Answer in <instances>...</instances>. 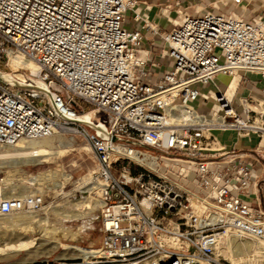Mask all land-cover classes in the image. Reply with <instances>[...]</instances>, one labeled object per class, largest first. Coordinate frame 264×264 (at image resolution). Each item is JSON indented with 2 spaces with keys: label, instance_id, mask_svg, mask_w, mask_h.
<instances>
[{
  "label": "built area",
  "instance_id": "obj_1",
  "mask_svg": "<svg viewBox=\"0 0 264 264\" xmlns=\"http://www.w3.org/2000/svg\"><path fill=\"white\" fill-rule=\"evenodd\" d=\"M159 1L161 13L175 7L180 17L168 31L149 23L137 0H0V58L19 49L39 66L0 78V144L57 133L86 140L103 202L101 253L89 264H225L215 253L224 234L264 241V206L241 195L264 175L256 178L252 158L217 148L210 131L254 134L264 153V117L246 99L239 113L223 91L202 89L217 74L264 76V11L246 19ZM145 28L159 40L156 58L135 56ZM77 100L92 108L76 111ZM214 103L221 113L210 112ZM96 111L103 120H93ZM84 112L92 114L80 119ZM42 202L0 195V215Z\"/></svg>",
  "mask_w": 264,
  "mask_h": 264
},
{
  "label": "rangeland",
  "instance_id": "obj_2",
  "mask_svg": "<svg viewBox=\"0 0 264 264\" xmlns=\"http://www.w3.org/2000/svg\"><path fill=\"white\" fill-rule=\"evenodd\" d=\"M187 2H189V12H193L194 4L202 6V0H187ZM241 4H244V1ZM205 8L209 10L219 8L223 11L237 12L239 5L232 4L230 0H224L223 3L215 7L206 6ZM260 11H264V0H251L250 4L240 10L239 13L244 18L249 19L256 16ZM164 65L165 63L161 67ZM11 69L15 70L16 68L10 66L9 57L3 56V59H0V78L9 80L8 73ZM158 70L160 68H157ZM17 71L28 74L27 68L24 67L18 68ZM24 74L23 77H25ZM74 108L76 111H81L91 109L92 105L77 100ZM92 118L94 121L103 120V112L96 111ZM53 136H55L54 141L56 140V143L68 141L70 144L62 147L63 151L59 154L45 156L46 159L42 163L30 161L23 163L14 157L0 156V186H3L4 193L9 194L7 188L12 184L18 185L23 182L27 185L25 190L29 191L28 194H40L43 199L41 206L37 209L0 215V264H89L93 257L88 258L74 254L69 246L76 245L82 248L98 249L101 245V205L89 209L82 202L85 196H88L89 199L101 200V194L95 193V190L90 188L93 187L94 182L102 183L100 178L96 176L98 160L81 135L57 133ZM23 141L26 142L27 139ZM1 146L0 150L5 149L2 144H0ZM40 173H45V175L41 178L39 176L40 180L37 183H28L30 177ZM28 175L29 177H26ZM12 192L16 194V190ZM74 203L75 205H73ZM78 212L84 214L71 216V214ZM37 220L38 224H35ZM43 221L47 225L45 226L46 229L42 227L45 225ZM40 223L41 228L47 232L39 228ZM119 224L123 226L125 222L122 221ZM25 225H34L31 227L32 229L34 227L33 232L30 231L31 228L27 231L29 236L35 238L33 243L26 247H9L10 244L16 243V241L10 240L12 239L13 228L16 229ZM41 230L45 231V235ZM244 237L251 240L250 236ZM56 240L59 242L57 246H55ZM261 242L264 243L262 240ZM219 256L225 260V264H232L233 260L237 264H264V255L253 251L232 260L222 255Z\"/></svg>",
  "mask_w": 264,
  "mask_h": 264
},
{
  "label": "crops",
  "instance_id": "obj_3",
  "mask_svg": "<svg viewBox=\"0 0 264 264\" xmlns=\"http://www.w3.org/2000/svg\"><path fill=\"white\" fill-rule=\"evenodd\" d=\"M138 7L141 12L148 13L149 23H154L158 26L160 32L168 31L172 24L178 23L179 14L176 12V8L169 10L167 12L161 13V1L159 0H137ZM196 1V0H193ZM211 2L213 4L211 5ZM251 0H244V4L239 5L237 12H240L245 6L249 5ZM145 3V4H144ZM187 0H181V6L179 7L180 12H189ZM221 4L219 0H209L208 6L215 7ZM146 5L151 7L150 10L145 9ZM193 12L198 10H209L208 8L202 7L198 4H194ZM191 12V11H190ZM172 22V23H171ZM158 38L154 36L150 29H143V37L141 39L139 52H144L147 56L151 58H156L158 54ZM158 65L155 69V77H160L162 75L164 64ZM157 68L160 70L157 71ZM236 77V78H235ZM234 81L232 93L230 99L232 100V105L237 112L242 111L241 102L243 99H246L247 102H244L246 108L248 104L251 106L250 109L259 111L264 117V76L255 71H246V72H235L232 75L230 74H217L211 83L202 87L204 91L207 89H213L215 91H223L226 96V91ZM247 103V105H246ZM195 106H199V102H195ZM253 107V108H252ZM212 133L215 135L218 146L223 151H234L237 152V155H240L243 160H248L249 157L252 158L253 163V172L255 173L256 178H260L264 175V164L260 165V160L255 159V155L258 154L264 158V153L260 149L256 148V143L258 137L254 134L250 135H238L235 130H213ZM242 197L247 200H253L256 203H259L264 206V184H260L256 189L254 187L249 188V193H241Z\"/></svg>",
  "mask_w": 264,
  "mask_h": 264
},
{
  "label": "bare ground",
  "instance_id": "obj_4",
  "mask_svg": "<svg viewBox=\"0 0 264 264\" xmlns=\"http://www.w3.org/2000/svg\"><path fill=\"white\" fill-rule=\"evenodd\" d=\"M219 1L221 3L224 2V0H219ZM212 4L213 3H211V5ZM135 7H137V10L141 13V15L146 16L145 12L143 13L140 11L138 5H135ZM145 9H147V6L145 7ZM196 11L206 12L207 10H198V8H197ZM143 55H144V52H138V54H136L135 56H143ZM8 57H9V64L12 68L24 67V68L29 69L32 73H37L39 71V66L37 65V63L32 61L31 59L27 58L23 54V52L19 49H14V48L9 49L8 53H7V58ZM233 73H235V71H233ZM17 75L21 78L23 77L22 72H17ZM38 83L40 85H44V83L42 81H38ZM234 84H235L234 81L232 83H230V85L226 91V97L228 99H230V97H231V93H232V89H233ZM246 105H247V103H246ZM244 107L246 108L245 105H244ZM248 107L251 108V106L249 104H248ZM210 112L214 113V114L221 113V110H219L217 103H214ZM91 114H92V112H84V113L80 114L79 117H80V119H88ZM215 129L222 130V129H218V128H213L210 131L212 132ZM54 137L55 136L51 135V136H44V137H40V138L27 139L26 142L23 141L26 139H19L13 143H2V145L5 147V149L0 150V156L14 157L23 163H24V161L25 162L30 161L32 163H42L46 159L45 156H51L53 154H59V153H61V151H63L62 147L70 144V142H68V141L65 143L58 141V143H56L57 141L56 140H55L56 142L54 141ZM216 144H217L216 147L220 149V147L218 146V142ZM1 148H2V146L0 147V149ZM131 156L133 158L139 159V157H137V155L134 153H132ZM148 165H149V163H148ZM43 175H45V173H40L39 175H35V176L30 177L29 180L27 179L28 183L29 184L37 183V181L40 180V178ZM39 176H40V178H38ZM26 177H29V175ZM84 181H86V180H84ZM2 187L0 186V195H2L4 197L22 196L24 194L28 195V193H29V191L25 190L27 188V185H25L23 182H21L18 185L12 184L10 187H8L7 191L9 192V194H5ZM90 188L95 190V193L101 194L102 183H99V182L95 183L94 182L93 187L91 186ZM15 190H16V194H13L12 191H15ZM23 192H24V194H23ZM83 198H84V200L83 201L80 200V201L84 202V205L88 206L89 209H92L95 206L97 207V205H101L100 207H102L103 202L100 199H93V198L89 199L88 196L87 197L85 196ZM81 204H83V203H81ZM73 205H75V203ZM81 208L83 209V206ZM79 212H80V210H79ZM79 212L73 213V214H71V216H76V215L82 214ZM30 223L32 224V222H30ZM35 224H38V220L35 221ZM44 224H45V222H44ZM32 226H34V225H32ZM32 226L25 225V226H21V227L19 226L17 228L15 227L16 229L13 228V230L11 232L12 239H10V240L16 241V243L10 244L9 247H16V246L26 247L27 245H30L31 243H33L35 238L31 237L27 234V231H29L30 230L29 228H31ZM39 226H40L39 228H41V223ZM45 226H47V225L46 224L44 226L42 225V227H45ZM33 229H34V227H33ZM33 229L31 228L30 231H32ZM41 229L45 230L46 227H45V229H43V228H41ZM45 231L47 232V230H45ZM45 231H42L44 235H45V233H44ZM39 233H41V232H39ZM43 234H40V235H43ZM244 236H249V235L241 234L238 232H231V233L224 234L220 238V240L216 246V249H215L216 255L217 256L222 255L223 257H225L227 259H231V260L235 259L237 257H241V255L246 254V253L251 252V251H253L255 253H259V254L261 253L264 255V243L261 242L260 239H258L257 237L255 238L253 236H250L251 240H247ZM4 244H6V242H4ZM57 244L59 245V242L56 240L55 246H57ZM69 248L71 249L72 253L77 254L79 256H86L88 258L98 256L101 253V251L99 249L82 248V247H79L76 245L69 246ZM219 257H221V256H219ZM233 261H235V260H233ZM233 261H232V264H237L236 262H233Z\"/></svg>",
  "mask_w": 264,
  "mask_h": 264
},
{
  "label": "trees",
  "instance_id": "obj_5",
  "mask_svg": "<svg viewBox=\"0 0 264 264\" xmlns=\"http://www.w3.org/2000/svg\"><path fill=\"white\" fill-rule=\"evenodd\" d=\"M0 59H3V57H1Z\"/></svg>",
  "mask_w": 264,
  "mask_h": 264
}]
</instances>
